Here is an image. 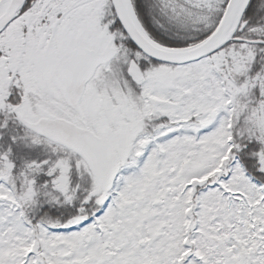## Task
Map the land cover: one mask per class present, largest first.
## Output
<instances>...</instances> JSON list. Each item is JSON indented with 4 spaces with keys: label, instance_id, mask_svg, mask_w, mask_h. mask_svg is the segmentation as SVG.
<instances>
[{
    "label": "snow or ice",
    "instance_id": "snow-or-ice-1",
    "mask_svg": "<svg viewBox=\"0 0 264 264\" xmlns=\"http://www.w3.org/2000/svg\"><path fill=\"white\" fill-rule=\"evenodd\" d=\"M0 264H264V0H0Z\"/></svg>",
    "mask_w": 264,
    "mask_h": 264
}]
</instances>
